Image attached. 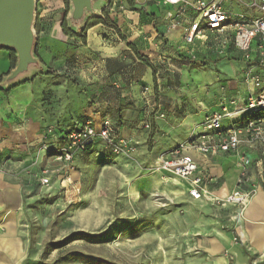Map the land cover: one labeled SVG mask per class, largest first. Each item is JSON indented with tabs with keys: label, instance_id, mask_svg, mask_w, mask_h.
<instances>
[{
	"label": "crops",
	"instance_id": "1",
	"mask_svg": "<svg viewBox=\"0 0 264 264\" xmlns=\"http://www.w3.org/2000/svg\"><path fill=\"white\" fill-rule=\"evenodd\" d=\"M124 1L91 0L92 9L85 7L81 17L75 18L73 0H38L31 50L37 62L18 74H14L18 51L0 44V250L11 251V256H22L24 250L21 224L26 187L31 182L40 185L45 168L52 171V177L57 172L53 169L68 171L41 149L47 127L68 129L91 116L109 118L118 126L121 137L137 143L130 163L134 161L140 169L150 170L160 155L200 136L205 116L220 111L224 100L236 99L242 104L259 91L246 80L247 67L258 73L264 83V66L256 41L252 59L244 58L246 66L223 62L219 70L196 69L190 73L189 65L181 59H191L184 46L182 24L169 28L166 17L167 11L175 7L155 0H135L136 6L142 8L137 12ZM258 3L259 0H229L224 6L233 16L257 17ZM192 15L190 9L184 18ZM204 47L199 45L197 53ZM229 49L222 57L228 55ZM14 51L17 62L12 68ZM169 65L177 68L172 70V76L181 72L178 85L170 86L157 72L159 66L168 70ZM211 86L216 91L210 96ZM261 119L264 125V114ZM144 120L151 121L152 131L143 128ZM229 122L225 119L224 126ZM98 150L94 154L101 155ZM102 151V157L107 158V152ZM186 152L197 162V174L206 177V187L212 195L222 198L236 189L255 190L232 233L244 247L264 251V146L244 140L237 152ZM241 156L246 162H241ZM81 158L74 162V169ZM76 173L72 172L74 178ZM174 180L175 176L166 171H147L135 177L131 194H177L186 188L191 199L190 183Z\"/></svg>",
	"mask_w": 264,
	"mask_h": 264
},
{
	"label": "rangeland",
	"instance_id": "2",
	"mask_svg": "<svg viewBox=\"0 0 264 264\" xmlns=\"http://www.w3.org/2000/svg\"><path fill=\"white\" fill-rule=\"evenodd\" d=\"M204 46L196 59L186 61L180 56L189 65L190 73L196 69L219 70L223 62L248 64L233 45L223 57L226 49L221 53L211 43ZM167 68L159 66V76L170 86L178 85L181 72L174 77L172 70L177 68L171 65ZM215 91L214 86L209 87L208 95H215ZM190 97L193 94L188 96L189 100ZM46 130L42 140L52 142L44 138ZM147 130H153L152 124ZM95 146L91 153L82 156L76 169L67 172L53 169L57 172L50 185L31 182L26 187L22 256L0 250V264L50 263L57 258L64 261L60 264H264V251L244 247L232 233L248 201L246 204L193 201L186 188L177 194L144 193L136 197L131 194L133 180L147 171H157L156 166L140 169L129 161L134 153L113 154L103 148L102 142ZM149 147L152 148L150 142ZM95 150L101 155L94 154ZM102 150L107 152V158L102 157ZM72 170L77 171L76 178L72 176L67 182ZM171 174L176 178L174 181H186ZM245 192L251 199L255 190ZM83 233L89 238L82 237ZM49 242L62 244L43 258Z\"/></svg>",
	"mask_w": 264,
	"mask_h": 264
},
{
	"label": "built area",
	"instance_id": "3",
	"mask_svg": "<svg viewBox=\"0 0 264 264\" xmlns=\"http://www.w3.org/2000/svg\"><path fill=\"white\" fill-rule=\"evenodd\" d=\"M155 1L175 7L166 13L169 28L174 29L182 24L184 46L191 59L197 58L199 45L211 43V46L220 49L221 53L232 44L248 61L252 59V46L256 41L262 57L261 65L264 66V0H259L260 15L257 17L233 16L224 6L229 0H196L194 3L187 0ZM190 9L193 15L184 18ZM244 73L246 80L259 88L257 93L249 95L242 104L236 99L224 100L220 111L205 116L200 136L177 145L168 154L160 155L156 160L155 169L173 173L190 183L188 194L193 200L246 204L249 199V193L240 190L227 195L226 200L212 195L206 187V177L197 174V162L186 152L189 149L205 155L237 152L244 140L264 146V125L261 119L264 114V83L251 67H247ZM149 91L148 87L144 88L145 93ZM231 106H236V110ZM147 115H150L149 112ZM225 119L230 120L228 126L223 124ZM142 124L143 128H151L149 120H144ZM46 131L44 138L53 137V141H44L42 151L67 170L72 169L76 159L99 142L116 155H131L137 151V143L121 137L115 124L103 117H88L75 127L67 129L61 137L55 134L53 127ZM244 161L245 157L241 156V162ZM71 179L72 175L66 180L70 182ZM51 180L52 172L44 169L39 178L40 185L48 186Z\"/></svg>",
	"mask_w": 264,
	"mask_h": 264
},
{
	"label": "water",
	"instance_id": "4",
	"mask_svg": "<svg viewBox=\"0 0 264 264\" xmlns=\"http://www.w3.org/2000/svg\"><path fill=\"white\" fill-rule=\"evenodd\" d=\"M38 0H0V44L13 46L18 51L19 63L14 74L25 71L32 63L34 41L33 19ZM74 17L79 18L84 8L92 9L91 0H73Z\"/></svg>",
	"mask_w": 264,
	"mask_h": 264
},
{
	"label": "trees",
	"instance_id": "5",
	"mask_svg": "<svg viewBox=\"0 0 264 264\" xmlns=\"http://www.w3.org/2000/svg\"><path fill=\"white\" fill-rule=\"evenodd\" d=\"M126 3H127L128 7H129V9H131L133 11H137V12H141L142 11V8H139V7L136 6L135 0H126ZM16 62H17V59H16V56H15V53L13 52V54H12V68H14L16 66ZM2 80H3V77L0 76V82H2ZM115 126L118 127L116 124H115ZM72 127H75V125L72 126ZM69 128H71V127H69ZM66 131H67V128H56L55 129V134H57V135H59L61 137L62 134H64ZM91 148L86 153H88L91 150ZM81 236L84 237V238H89V235H87L85 233H83ZM61 244L62 243H50V242L47 243L45 248H44L43 258H46L51 250L59 248L61 246ZM63 262L64 261H62L61 258H57L53 262H50V263H46L44 261H40L38 264H60V263H63Z\"/></svg>",
	"mask_w": 264,
	"mask_h": 264
},
{
	"label": "bare ground",
	"instance_id": "6",
	"mask_svg": "<svg viewBox=\"0 0 264 264\" xmlns=\"http://www.w3.org/2000/svg\"><path fill=\"white\" fill-rule=\"evenodd\" d=\"M248 202H249V201H248ZM248 202H247V203H248Z\"/></svg>",
	"mask_w": 264,
	"mask_h": 264
}]
</instances>
